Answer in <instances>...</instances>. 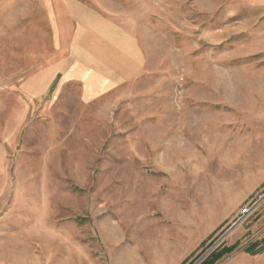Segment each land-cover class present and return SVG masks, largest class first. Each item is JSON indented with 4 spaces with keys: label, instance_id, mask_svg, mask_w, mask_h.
<instances>
[{
    "label": "rangeland",
    "instance_id": "rangeland-1",
    "mask_svg": "<svg viewBox=\"0 0 264 264\" xmlns=\"http://www.w3.org/2000/svg\"><path fill=\"white\" fill-rule=\"evenodd\" d=\"M90 10L144 55L97 96L67 76ZM223 147H264V0H0V264H141L170 162Z\"/></svg>",
    "mask_w": 264,
    "mask_h": 264
},
{
    "label": "crops",
    "instance_id": "crops-1",
    "mask_svg": "<svg viewBox=\"0 0 264 264\" xmlns=\"http://www.w3.org/2000/svg\"><path fill=\"white\" fill-rule=\"evenodd\" d=\"M80 22L84 34L71 46L67 76L82 83L87 96L114 90L143 72L144 55L127 30L91 10ZM224 149L217 161L205 162L203 168L212 170L200 174H191L187 162H170L166 186L155 185L156 224L148 247L138 249L141 264H187L225 230H231L225 244L237 249L217 264H264V253L246 252L264 238V210L231 229L241 208L264 191V147L253 148L249 161L231 160Z\"/></svg>",
    "mask_w": 264,
    "mask_h": 264
},
{
    "label": "built area",
    "instance_id": "built-area-1",
    "mask_svg": "<svg viewBox=\"0 0 264 264\" xmlns=\"http://www.w3.org/2000/svg\"><path fill=\"white\" fill-rule=\"evenodd\" d=\"M264 205V191L258 192L252 200H250L247 204H245L240 212L238 217L236 218L231 229L240 226L241 224L247 222L252 216H254L257 212H259L260 208ZM229 232V231H228ZM227 233L222 236L217 243H215L213 249H216L218 245L223 243L227 238ZM205 258H202L203 261Z\"/></svg>",
    "mask_w": 264,
    "mask_h": 264
},
{
    "label": "trees",
    "instance_id": "trees-1",
    "mask_svg": "<svg viewBox=\"0 0 264 264\" xmlns=\"http://www.w3.org/2000/svg\"><path fill=\"white\" fill-rule=\"evenodd\" d=\"M237 249V246L225 248L223 251L214 252L205 262L202 264H217L224 257L232 254ZM246 252L251 255H257L264 253V238L253 242L248 246Z\"/></svg>",
    "mask_w": 264,
    "mask_h": 264
}]
</instances>
